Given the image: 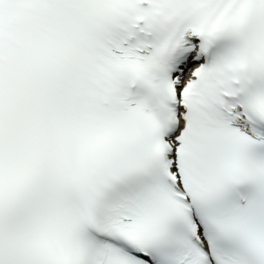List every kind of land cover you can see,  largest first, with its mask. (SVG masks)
<instances>
[{
  "label": "snow or ice",
  "instance_id": "obj_1",
  "mask_svg": "<svg viewBox=\"0 0 264 264\" xmlns=\"http://www.w3.org/2000/svg\"><path fill=\"white\" fill-rule=\"evenodd\" d=\"M0 264H264V0H0Z\"/></svg>",
  "mask_w": 264,
  "mask_h": 264
}]
</instances>
